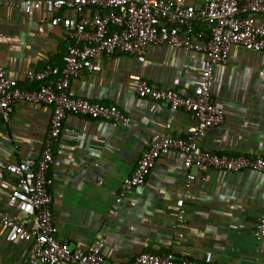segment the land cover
Masks as SVG:
<instances>
[{
    "label": "crops",
    "instance_id": "0c3cea01",
    "mask_svg": "<svg viewBox=\"0 0 264 264\" xmlns=\"http://www.w3.org/2000/svg\"><path fill=\"white\" fill-rule=\"evenodd\" d=\"M24 1L0 0V65L7 78L30 90L37 84L28 82L26 72L62 67L68 42L62 25L52 24L57 14L43 8L26 14ZM162 1L196 7L204 2ZM257 21L264 22V16ZM95 63L100 70L85 73L71 83V89L89 101L118 106L131 117L132 125L113 128L71 116L64 120L48 173L59 238L81 247L103 240L109 264H132L140 254L168 251L197 264H264V239L257 241L252 235L264 212V174L198 172L186 168L181 155L170 152L159 157L144 186L115 202L150 137L165 132L168 120V134L173 136L182 135L192 123L187 112H171L165 104L138 98L130 77L140 75L157 88L178 82L177 90L186 95L205 57L160 45L147 49L143 63L119 53ZM211 93L224 122L208 130L203 147L219 154L264 157V53L232 48L227 62L214 68ZM50 118V107L24 102L15 104L9 122L0 118V171L5 163L38 160ZM189 174L196 178L186 192ZM6 198L7 192H0V210H7ZM180 199L185 201L186 222L179 230L174 218ZM11 215L18 222H29L23 214L11 211ZM32 253L30 243L7 242L0 226V264H30Z\"/></svg>",
    "mask_w": 264,
    "mask_h": 264
},
{
    "label": "built area",
    "instance_id": "2783aa9c",
    "mask_svg": "<svg viewBox=\"0 0 264 264\" xmlns=\"http://www.w3.org/2000/svg\"><path fill=\"white\" fill-rule=\"evenodd\" d=\"M23 7L26 14L42 8L57 14L52 24L62 25L68 42L62 67L26 72L28 82L37 84L33 89L19 87L16 80L7 78L0 65V118L4 123L9 122L18 102L51 108L50 125L38 160L5 163L0 171V192H7V210H0V226L5 229L7 242L32 244L30 264H109L103 254V240L81 247L59 238L52 215L53 180L48 175L54 161L53 145L68 116L105 122L113 128L132 125L131 117L118 106L89 101L71 89V83L85 73L100 70L95 63L98 59L119 53L143 63L147 49L160 45L205 57L204 66L186 95L177 90L178 82L169 88H157L140 75L130 77L138 98L165 104L171 112H187L192 123L182 135L173 136L168 134V120L165 132L150 137L133 173L123 179L116 204L144 186L159 157L170 152L181 155L184 166L198 172L264 174L262 156L219 154L202 145L208 130L224 122V114L211 93L214 68L227 62L234 47L264 53V22L257 21L258 16H264V0H204L201 7L162 0H26ZM65 12H72L73 16L60 17ZM195 178V174L188 175L186 192ZM11 211L27 216L29 222L16 221ZM185 215V201L180 199L176 202L175 229L185 225ZM176 235L183 237L181 231ZM252 235L257 241L264 239V212ZM132 264L197 263L186 255L168 251L140 254Z\"/></svg>",
    "mask_w": 264,
    "mask_h": 264
}]
</instances>
